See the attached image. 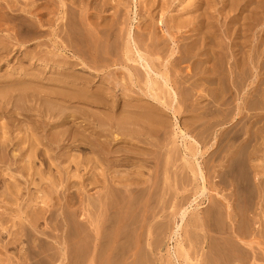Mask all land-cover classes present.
I'll return each mask as SVG.
<instances>
[{
    "label": "bare ground",
    "instance_id": "obj_1",
    "mask_svg": "<svg viewBox=\"0 0 264 264\" xmlns=\"http://www.w3.org/2000/svg\"><path fill=\"white\" fill-rule=\"evenodd\" d=\"M41 1L43 2V0H0V29H3L5 31V34H6V35L1 36V38H0V65H3V63L8 64L10 61H12V59L14 57H16V59H17L16 64L12 67V69H14L15 71L14 72L12 71L13 73L11 72L12 74H11V76H9L7 78L8 79L7 82H0V165L3 166V167L0 166V169H1V172L2 171H3V173L6 172V176L8 177V180H6L5 176H3L5 173L3 175H0V210L4 207H5V209L7 207L11 208V205L13 206L14 202H16L15 206L20 209V204L17 202H18V200L22 199V197H23V195H22L23 191L22 190H24V189H21V186L23 183L25 184V185L24 184L23 185L26 186V190L28 193V195L26 196L27 199H26V203L24 206L25 207L24 214L26 215L27 220L24 221L22 219L23 218L22 214L19 213L18 216L15 215V217H13V215H12V217L10 219H13V221L11 223L10 222L11 220L8 218L9 216L6 217L7 214L4 211V209L2 211H0V237L3 235V232L7 231V235H8V233L10 235H13L10 237H15L14 239L17 242H19V239H21L20 237L30 238L31 239V240L29 239L30 243H31V241H33V242H32V245L29 246V247H31V246L32 247L31 248L28 247V249H26L27 256L32 257L33 255H35V256H33V258L35 257L37 259L36 256H38L39 253H37L34 250V249H36V246L34 245V239L33 238H34L35 232L38 231V226H39L38 223L40 222L39 220L40 219L41 220L45 219V221H47V220L51 221L52 220V210H51L52 206H50V202L53 199V195L57 193V191H55V188L62 186L61 182L63 183L64 181H66L68 183L71 180V178L74 177V178H77V180H79V179L82 180L81 183L78 184V185H80V188L77 186L79 189H76V190L79 191L78 194L80 193V195L82 194L83 196H85V197H83L85 199V208L84 207L83 208H84V211L87 212L86 219H88V224H90V226L93 228L92 232L95 233L94 241H91L90 243H88L87 245H84V246L83 245L78 246V247H80V246L83 247L85 249V251L87 250L86 252L89 253V255H87V253L85 254V255L90 257V259H88V262H89L88 264H100L101 262H103V261H101V259H104V261H105L106 258H107V263L106 262L105 263L106 264H112L111 262H109V260L112 259V257H114V256H117V255L119 256L118 252H119L120 247H124V252L123 253L119 252L121 257L123 258L122 259L123 261L122 260H120V261H122L123 264H132L130 261H131V259H133V263H134L135 254L133 253V249H130L131 248V245H129L130 244L129 243L130 236H128V233H129V231L136 230L135 229V224H136L135 222H138V221H135V220H134L135 222L132 221L133 219H131L132 217L129 215V211L131 210L132 207L133 208L135 207V209H136V208H140V206L142 205V206H144L143 207V209H144L147 206V203L150 201L148 197L151 196L149 193L154 190L153 189L154 186H153V188L151 186L153 184H155L156 181H159L158 180L159 177L156 176V179H157L156 181L154 180L155 178H151L155 182L153 183L152 180L150 179L153 184H151V186L150 185L148 186V184L151 183L150 180H148V178L146 179V178L140 177V176L144 177L145 163H142L143 165H140V167H137L138 165L135 167V169H137L136 172H133V171H135V170H132L133 168L131 169L132 172L135 173L136 175L133 174L134 177L129 178V176H132V175H130V174L122 175V174H120V172L117 169H115L118 166V164L121 163V161L113 160L112 157L115 154L116 155L123 154V156H124L123 160L125 161V163L129 162L127 159H128L130 154H133V155L138 156V157H146L148 154L146 152H144L142 149H146L145 147L152 146V143L154 141L152 140L153 142L152 141L150 142V139L153 137L154 138L157 137L158 140L161 142L163 139V132L162 131H164L167 128V125H169L166 122L167 120H163V118L165 117L164 115H166L165 110H168V111L172 110L173 111L172 113L174 114V117L176 119L175 122L178 120L177 115L181 114V113L178 110V108H175V107L172 108V105H173V103H179L178 102L179 97H178L177 91H175L173 89V87L170 86L171 85L170 82H177V83L178 82H190L191 77H190V79L188 78V76L185 77V75H184L185 73L183 75H181L180 73H182L181 72L182 69L178 68V66L181 64V62L184 59L185 60L187 59V61H188L189 57H193L192 54H194L195 52H197V53H195V55L198 56L199 53L204 54L205 50L209 49V47L211 49V46H209V44L211 45V43H207V41H208V39H209V41L212 40V39L210 40L209 37L215 36V31H213L212 29L216 28L215 24H214L215 23L214 22L215 15L213 16L211 13H212V11H216L214 9V7L216 6V4H218V2L216 3L217 0H190V1H188L189 3H187V5L183 7V5L185 4L184 2H186V1L185 0L184 1L183 0L178 1L179 2L178 5L182 6L183 7L182 10L185 12V13H183V15L184 14L187 15V14H191V13H193V14H191L192 19H190V20H187V19L186 20H180L178 18L172 19L173 25L170 26L172 24L171 23L169 25L170 27L167 28V34L169 35V37L172 38V43L176 44L177 41L182 40V39L178 40V38L176 39V37H175L176 33L173 31L175 30L176 32L178 31V33H179L180 29H182V28L184 29L186 27L192 28L190 30V33H193V37L194 36H196V37L201 36V37H200V39L199 38L197 40L194 39V40L190 41V43H186V45L182 46L183 48H179L176 45V48L178 47L179 50L183 49L182 50L183 53L181 51H178V53L176 54L174 47H170V46L167 47V45H168L167 39L163 38L164 36H162V35H160L161 37L158 36V33L155 32L156 30L158 31V29L157 28L155 29V23H154L155 14H154V12H156V10H157L156 14L161 16L159 22L162 23L163 17L165 16L166 12H171L173 10H175L177 12L180 11V8H178L179 9L178 10L177 7H175L177 10L174 8L172 9L174 2H177V1H175V0H141V5L139 4V6L142 9V12H141L142 14H141V17L139 20L138 27L136 26V28H139L142 31V33L135 31V30H137L136 28L134 31L139 33V34L135 33L134 31H132V27L130 26L131 28H129L127 31H125V29L121 28L120 31L122 34H121V36H119L120 33H118V28L115 25V30H117V33H116V31H114V32L116 34H118L117 36H119L120 39L122 40V46H121L122 48L120 46H118L120 48L119 50L121 52H119V53L115 52V53H117V55L120 54V56H121V58L119 57L120 59H117L115 57V54H113L109 50L110 47H112V48L114 47V46L109 45L110 42H112L110 40L109 32L111 31L112 24H117L118 23L117 21H119L123 18L117 20L116 22H113L114 19L117 17V14L119 13L117 7L115 6L116 7L115 10H117V11L112 10L114 12L112 16L115 18H113V19H112V17L111 18H105V19H109V20H107V21L104 20V14L106 13L107 8L110 6L112 9L115 8L114 5H112L110 3L111 0H52L51 1L52 4H50V5H52V11H51L52 13H50V8H49L50 5H48L49 1L47 3H42ZM120 1L124 2V0H120ZM125 1H127V0H125ZM243 1L244 0H225V1L223 0L222 1L223 10H226L228 8L229 10L227 9V11H230V12H234V10L242 12V9L238 6ZM45 2H46V0H45ZM250 2H252L253 5H255V7L249 12L250 16L248 15L249 17L247 16L248 18H245L242 16V13H243L242 12L241 14H238L240 19H237V17H236L237 15H236L235 17L231 18V20H232L231 23L233 25H235V24H237V21H241V22H242V20L247 21L246 25H248L249 27H246V31H247V32L245 31L246 34L248 32H250L247 30V28H249L250 30L252 28H254V30H255V28H257L259 26L262 27L261 31L264 32V11H263L264 9H262L264 7L261 5L263 3H261L262 1L260 2L259 0H257L255 3H253V0H247V4L249 3V5H250ZM121 4H122V2H121ZM116 5H120V4H116ZM126 5L128 6V4H126ZM127 6H125V7L127 8ZM261 6H262V8H261ZM139 10H138V12H139ZM210 10H211V12H210ZM248 11H246V12L248 13ZM216 12H218V14H220V16L223 17L224 20L227 21L228 18H227V16H225L226 13L224 14L222 9H221V11L217 10ZM194 13L195 14L198 13V14L195 15ZM49 14H51V15H49ZM230 14L231 13H229V15ZM45 15H48V16L53 15V16L57 17L56 20H54L52 22L53 27H52V30L49 32V35L51 34L52 35V36L50 35L51 37H55V38H59V39L61 38V40H63V41H59V40L55 41V43L53 45L54 51H52V56H51L52 58L47 56L48 54H50L48 52V54L46 53L47 54L46 57H44V59H42L45 54L42 52L43 49L38 50V47L40 48L43 43L41 44V46L38 43L37 44L31 43L28 46H26V45L29 42L36 41L37 38H40L42 36H46L47 30H43V28H45L46 25L50 24V21H44L45 19H43V18L45 17ZM180 15H182V14H179V16ZM120 16L122 17V14ZM108 17H110V16H108ZM20 19H22V21H24V22H22V21L20 22ZM46 19H48V18H46ZM52 20H53V18H52ZM58 20L60 21L59 23L57 22ZM103 20L106 21L105 23H107V22L109 23V21L112 20V24H109V25L107 24L108 26H105L106 29H104L103 27H104L105 23L103 22ZM125 20H126V18H125ZM102 22H103V25H102ZM125 22L126 21H124L123 24H125ZM121 23L122 22H120V24ZM167 23H166V25H168ZM240 23H238V24H240ZM228 24H229V22H228ZM233 25H232V28H233ZM240 26L245 27V24L244 23L242 25L240 24ZM251 26H252V28H251ZM124 27H125V25H124ZM221 27H222V25H221ZM100 28H103V29H101L102 31L99 30ZM226 29H227V32L229 35V33H230L229 28L226 27ZM95 30L97 31V33L94 32ZM232 31L234 32V30H232ZM240 31L241 30H239V29L235 30V32L233 34L235 36L234 38H238V35L240 36V38H244V37H242L243 35L241 34V32L242 31L244 32V30L242 29V31L241 32ZM223 33H225V32H223ZM189 35L187 36V37H189L188 39H190V36H191V35L190 36ZM217 35L213 38V40H215V38L218 39ZM231 35H232V33H231ZM230 37H233V36H230ZM247 37L252 38L251 35H249V36L247 35ZM247 37H245L246 40H248ZM117 38L114 37V39H117ZM163 39H165L166 42ZM256 39H257V37H256ZM117 40H119V39H117ZM240 40H242V39H240ZM238 41H239V39H238ZM199 42H200V44H198ZM117 43L120 44L119 41L116 42V44ZM116 44L113 43V45H116ZM207 44L209 47H207ZM212 44H214V43H212ZM239 44H240V42H239ZM239 44H238V46H239ZM243 45H245L244 42H242L240 44V47L242 48ZM238 46H237V48H238ZM23 47H25V48L23 50H20ZM224 47H225V45H224ZM246 47H248V46H246ZM254 47H255L254 50L253 51L251 50V51H252V53L255 54V56H252V54H251V56H249L248 61L244 60L242 56H241V59H239L240 57L237 56L239 58H237V60H235V67L239 71L237 73V71L234 70L236 72L234 74L235 75L237 74L236 76H234V74H230V72H229L231 77L233 75V77H232L233 79L232 80L230 79L231 81H228V82H241L240 84L242 85V82H244L243 78H245L244 77V75H245L244 66L246 67V63L249 65V68L251 67L252 73H250V72L249 73L254 77L253 82L254 83L259 82V84H260V82H263L262 80H264V79H262V76L264 73H260V72H261V69L264 67V60H262V59H264V38L260 37L259 40L256 42ZM262 47H263V49H262ZM113 49L115 50V48H113ZM224 49L225 48L222 49V42L218 41L217 43H215V46L211 49V51L209 50L210 53L213 51V54L209 53L210 55H206L207 57L205 56V54L204 55L202 54L203 56H205V59L207 58V61L212 60L211 57H213V56H214V59L217 58L215 61H216V63H218L217 65L219 67L217 68L216 65L212 66V68H215L214 69L215 71L209 68L210 72H211V70L213 72L212 74L207 75V77H206V79L209 82H216L217 80H218V82H225V80L227 78V77H223V75H225V74H221L222 72H225L227 70V69L223 70V68L226 66L225 65L226 63H224L225 61L223 62V59L225 56L223 54L224 52L222 53L221 51H223ZM216 50H219V51H216ZM235 50H232V52L233 51L235 52ZM117 51H118V49H117ZM164 53H166V55L168 56V58H170V60H172V59L173 60L172 61L168 60V62L165 61L162 58L163 57L162 54H164ZM179 54H180V56L177 58L174 56V55H179ZM239 54H241V53L239 52ZM11 55H13V56H11ZM245 55H248V54H245ZM217 56H219V57H217ZM228 56H227V58H228ZM190 59L193 60V58H190ZM25 60H27L28 62L30 61L33 64H31L29 62L30 71L24 68V73H21V71H17V70H19V68L20 69L22 68L23 64L25 63ZM13 62H15V61H13ZM28 62H26L25 64H27ZM51 62H52V68L57 70L58 72L61 70H62L61 72H65V71H63V70H65V67H62V66H66L67 67L66 71H68V70L73 69L74 66H77L79 64L82 65L83 67H91V68H95L97 70L107 69L110 66H112V65L115 66L117 64H121L126 68L131 67L130 69H133L135 71V72H133L135 74V76H140V78L143 77L142 79H139V81L144 80V85L150 93V95H149V93L147 94V96H149L148 99H151L153 102H150L147 100H142V99H139V100L138 99L137 100L131 99V100H127V101L124 99L125 101L122 100L123 102H120V103H124L123 106L121 105L122 111H121V113L116 115L117 114L116 111L118 110V106L120 108V104H119V101L114 99V95L112 94V90H111L112 87L110 88L108 85L106 87L104 84L99 85V86H93V85H90L89 83L86 84L85 82H89L88 80H86L87 77L85 79L82 77L83 79H81V77H79V78L76 77V74H75V77H73V75H74L73 73L75 71L74 72L71 71L73 74L72 76H70V74H69L70 71L67 73L65 72L67 75H63L64 81L63 80L59 81V82H63L64 85L62 87L65 88L66 91L67 90L71 91L70 94H68V92H67V94L63 93V96H62V93H60L59 95L61 96V98H59L57 100L56 99L57 97L56 98L51 97L52 102H50L49 101L50 98L45 99L46 97L39 96L40 89L38 90V88L36 89L35 87H33V86L39 87V85H40V84L33 85L36 82L35 80L37 79V78L34 79V77H36V76L33 73L35 70L40 72V70H41L40 68L42 66L40 68H38L40 70L35 69V67L37 68L38 65L41 64V65L48 66V65H50L49 63H51ZM183 62H185V61H183ZM203 62L205 63L206 61L203 60ZM222 62L224 63V65ZM129 63L132 65H135V66H131ZM201 63H202V61H201ZM216 63H214V64H216ZM206 64H204V65H206ZM232 64H233V62H232ZM232 64L229 66L231 67ZM16 65H18V66L15 67ZM168 65L173 70L175 68L176 69L178 68L179 71L178 72L175 70L172 71L170 69L169 72L173 76L171 74H170L171 76H169V74L166 70L168 68ZM204 65L201 64V66H204ZM222 66H224V67H222ZM254 66H257V67H254ZM235 67H233V68L236 69ZM191 68H190V70L188 69L190 72H191ZM233 68L231 67L230 69H233ZM254 68H255V72H253ZM97 70L95 72H97ZM209 70L206 72L209 73ZM228 70H229V68H228ZM8 71H6V72H8ZM171 71L177 72V73L173 74ZM39 72H38V74H40L42 71L40 73ZM78 72H76V73H78ZM203 72H205V71L203 70ZM87 73L90 74L89 72H87ZM250 74H249V76H250ZM90 75H92V72ZM218 75H220L221 77H218ZM246 76L249 79L248 75H246ZM39 78H40V76H39ZM247 78H245V79L247 80ZM42 79H43V77H42ZM129 79H131V78H129ZM133 79H135V78H133ZM223 79H225V80H223ZM3 80H4V78H3ZM9 80H11V81H9ZM89 80H90V82H93V81H91V79H89ZM37 81H38V79H37ZM26 82H28L27 85H23V84H26ZM32 82H34V83H32ZM59 82H58V84H59ZM77 82H84V83H77ZM191 82H192V80H191ZM30 83H32L33 86H30ZM259 84L255 85V86L253 85L254 87L251 89V94L249 93L253 97L252 99H250L249 96H247V98L245 97L246 100L242 98L243 100H245V102L242 103L243 102L242 101L241 104L237 105L238 108L236 110L237 112L235 111L236 113L234 114V118L245 115L246 114L245 112L247 110L250 111V109H252V110H255V109L264 110V89L263 88L260 89L261 87ZM55 85H57V84L55 83ZM40 87H41V85H40ZM42 88H41V91H42ZM44 88H45V86H44ZM54 88H55V86H54ZM65 89L62 92H66ZM47 90H48V92H50L48 88H47ZM44 92L46 94V90ZM52 93L54 94V96H57V94H58V93H54V92H52ZM46 96H49V95H46ZM168 97L171 99V102H172V103H170V101H169L170 105L169 104L167 105V103L165 101ZM75 102L78 104H83L85 106H89V107L98 108V109L103 110V113H101L100 115H98L94 112H92V113L86 112L85 114H83L84 115V122H86V124H88V127L90 125L91 126L93 125L96 127V129L88 131L91 127H89V129L85 128V127H87L86 125H84L85 127H82L81 125L84 122L81 125H77V126L75 125L76 120L74 122V121H72L73 120L72 118L76 119L78 117L76 115H71V114L66 113L67 109L72 108L73 104ZM46 105H48L49 108L48 107L46 108ZM50 106H52V109L50 108ZM51 110H52V114H50ZM259 112L260 111H258V114L252 116L254 118V120H253V122H251V125H256V124L260 123V119H261V117L264 116V113L261 114L262 111L260 113ZM35 116L38 119H34ZM167 119L169 121V117ZM23 123H26V124L22 125ZM39 123H40V125H39ZM41 124L44 125L45 128H49V129L52 128V130H54V128H61V130L56 131L55 133H52V138H49L46 142H44V140H42L39 136V134L44 130L43 129L41 131V129H42V128L40 129ZM67 124H72V125L69 128H66ZM77 124H80V122H78ZM168 128H170V125L168 126ZM263 129H264V127L262 128V130L259 129L257 131L258 132H261V131L264 132ZM170 130L171 129H169V131ZM44 132H46V130H44ZM254 133H257V132H254ZM152 134L154 135L153 137H152ZM155 135H156V137H155ZM257 136L258 135L254 136V138L256 139ZM101 137L102 138L104 137L103 141L101 140ZM158 140H157V142H159ZM118 141L119 142L121 141L120 142L121 146L116 144V143H118ZM174 143H173V146H175ZM73 144L77 145V146H75L76 150H78V149L79 150H88L90 152V155H88L89 154L88 152L86 155H83V156L82 155H73L72 152L70 151ZM141 144L144 145L145 147L140 146ZM50 145H52L53 148L58 149L57 151H59V154H58V152L56 154V153H53V151H52V153L50 151H46V149ZM116 145L119 147H116ZM246 146L248 148V145H246ZM246 146H245V148H246ZM40 147H42V148H40ZM176 147H178V146H176ZM56 149H53V150H56ZM247 150L249 151V149H247ZM168 152L170 154H171V152L173 153L172 149H170V151H168ZM256 152H257V150L254 147L253 150L250 152V154L254 155V153H256ZM230 155H232V157L229 156V159H231L230 162L231 161H234V162L238 161V159H236L237 156L234 153H232ZM170 157H172V156H170ZM37 160L44 162L45 167H47L49 169V170L47 169L46 171H49V173L48 172L47 173L50 175H46L45 174L46 171L44 173V170H42V169H37V167H36V163H37L36 161ZM168 161H169V163L171 162L169 160V158H166V163H168ZM72 165H74L76 167L75 169H77V170H75V171L77 172L78 175H81V173L79 174L80 171L78 172V170L82 166H85L87 175H89V174H91V175L88 176V178L86 180L84 179L85 174H83L82 176H78L75 172L74 175H72L73 173L70 172V168ZM187 165H188V163H187ZM51 166L56 167V169H57L56 174L61 176L60 179L59 178L57 179V177H55L56 175L54 173L51 174V172H50V171H52ZM100 166H101V169H100ZM102 166H104V167L102 168ZM2 168H4V169H2ZM184 168L185 169H183V167H182L181 169L187 170L186 167H184ZM98 169H100L101 172L100 173L98 172L99 174L96 173V175H94L95 170L98 171ZM189 169H191V172L193 174V178H192L193 180L201 181L203 183L205 182L204 173L201 169V166L197 162H196V165L191 164ZM11 172H14V173H11ZM158 173H159V169L157 167L156 173H154L153 175H155V174L158 175ZM177 173L175 172V174H177ZM69 174L71 176H69ZM259 174H257V175H259ZM244 175H246V173H244ZM257 175H255V176H257ZM135 176H136V178H135ZM100 177L102 180L100 179ZM180 177H181V175H180ZM22 178L24 179L23 181L21 180ZM62 178H64V180ZM177 178H179V176H177ZM9 179L12 180L13 182L10 183ZM38 180H39V182H37ZM186 180L188 182V179H186ZM8 181H9V183H7ZM181 181L178 180V182L177 181L176 182L180 183ZM189 181H190V179H189ZM42 182H45V183H42ZM99 183L105 187L106 192L103 194V196L94 200L92 198V195L89 194L91 192V191H89L91 189L89 187H92L94 185H100ZM165 183H166V181H165ZM189 183H191V182H189ZM156 185H157V182H156L155 186ZM31 186L38 188L35 190H39V193L42 196L40 197V195H36L35 191L31 192V188H30ZM64 186H66V185H64ZM66 187L68 188V187H70V185H67ZM67 188H66V192L67 191L70 192L71 187L68 189ZM254 188L255 187H253V189ZM32 189L34 190V188H32ZM151 189H153V190L151 191ZM158 189H160V188H158ZM240 189H242V186H240ZM253 189H252V191H253ZM205 190H206V188H205V186H203L201 189L202 194L205 193ZM120 191H122L123 194H120ZM156 191H154V193ZM21 192H22V194H21ZM39 193H37V194H39ZM118 193L120 195H122L121 196L122 198L118 195ZM133 196H135V197H133ZM153 197H155V196H153ZM135 198H136V200H135ZM258 198H259V196H258ZM24 199H25V197H24ZM157 199H158V197H157ZM238 199H240V200H238ZM238 199H237L238 200L237 202L239 204L237 203V205H238L239 211L237 213L233 214V212H231L232 214L228 213V216H226L223 212L222 205H219L218 202H216L217 204H215V206H213V207L210 206V208L207 209L206 212H204L203 217H202V214L200 216V213L195 215V220L193 222V224H195L197 226L198 225L204 226L205 229L207 227L211 228V230L213 229V231L220 233V235H222V236H224L225 233L227 234L228 237L227 238L222 237V240H221L222 242L224 240H226L223 242V245H222V248H224L222 250L224 252V254H223V252H221L225 256L224 258L226 260L225 262H227L226 264H233L235 262H239L240 264H242V263L247 264V262H249L251 259L254 262L256 259L259 258V255H258L259 252H256V251H258V249L255 251L254 244L257 242L256 224L261 220V216H263V218H264L263 212L258 207V202L256 203V207H254L253 210H249V209H247V206L244 205V201H247V199L245 200L243 197L242 198L240 197ZM252 199H254V196ZM158 200H162V198H159ZM135 202H138V203H135ZM158 202H160V201H158ZM161 202L163 203V201H161ZM58 203H59V201H58ZM82 203H84V201ZM135 204H136V206H135ZM38 205H41V206L39 207ZM43 205H45L46 207L41 208ZM69 205L71 207L72 203H69ZM37 207H39V208H37ZM70 207H68V208L70 209ZM81 207H82V205H81ZM228 208H230V207H228ZM71 209H72V207H71ZM76 209H78V208H76ZM66 210H68V209L66 208ZM94 210L101 212V214H100L101 216L99 217V218H101L100 220L94 219L95 217L92 216L93 212H95ZM121 210H123V212L128 213L127 215L129 216V217L125 216L124 221L121 222L122 228L125 229L124 233H122V231L118 232L116 229L117 227H119L117 224L118 221H121V220H118L119 218H117V216L115 217L117 219H114V220H116L117 223H115V221L111 219V218H113L112 215L114 213L116 215ZM19 211H22V210H19ZM132 211H133L132 213L134 214L135 211L134 210H132ZM143 212H141V213H143ZM141 213L139 215H141ZM251 213H253V216H251ZM62 214H63V212H62ZM75 214H77L76 211H75ZM81 214H83V213H80V215ZM135 214H137V212ZM155 214H154V216H155ZM71 215H73V214H71ZM120 215H121V212H120ZM122 215H123V213H122ZM122 215H121V217H122ZM186 215H187V211L182 213V216H181L182 221L181 222H183L185 220ZM219 216L221 218V221L219 220ZM141 217L142 216H140V218ZM68 218H70V216ZM79 218H80V216H79ZM109 218H110V223H109ZM143 218H144V216L141 219H143ZM16 219L17 220L19 219L20 221L16 222L15 221ZM227 219L229 221H231V223H232L231 229L234 228V231H232V232L229 228V233H228V225H226V222H228ZM143 220L145 221V223H147L145 219H143ZM9 222L11 223V226L8 225ZM25 222H27V224ZM107 223H109V225H108L109 230L111 231V234H113V237L111 239H109L110 241L108 243H105V242H103V230L106 228ZM139 223H140V221H139ZM142 223H143V221H142ZM215 223L218 224L219 226L216 225ZM51 224H52V222L50 223V225ZM50 225H48V226H50ZM6 226H9V227H6ZM12 227L16 228L18 231L16 230V232L12 233V231H10ZM140 227H141V225L139 227L136 226V228H138V229ZM179 227L180 226H178L177 228H179ZM141 228H143V227H141ZM51 229H52V227H51ZM126 229L129 231H126ZM156 229H158V228H156ZM159 229L161 230V228H159ZM201 230H202V228H201ZM207 232H206V234H207ZM44 233L45 232H42V235H44ZM131 233H133V232H131ZM47 237H48V234H47ZM209 237H212V236H209ZM248 238H250V240H248ZM14 239L12 238V240H14ZM17 242H15V243H17ZM137 242L141 243L140 240ZM134 243H135V241H134ZM227 243H229V244H227ZM9 244L4 245L3 246L4 249H8L7 246ZM66 244H69V243H66ZM137 246H138V244H137ZM67 247H68V245H67ZM228 247L230 248V250L228 249ZM232 248H234V249H232ZM74 249H76V248H74ZM66 250L67 249H65V252L63 250L62 252L58 253V257H59L58 259H62V260L64 259V261L70 259L69 252H67ZM78 250L81 251V249H78ZM51 251H52V249H51ZM51 251H49V252H51ZM212 251H214V250H212ZM46 253H48V252H46ZM46 253H45V255L43 254V258L44 259L48 258L49 260L42 259L41 261L43 264H51L52 261H55V255H57V254L51 253L52 256H50V253L49 254H46ZM260 255H261V253H260ZM82 256H81V259H82ZM87 256H86V258H87ZM262 256H264V255H262ZM83 257H85V256H83ZM184 258H185V256H184ZM73 259H75V258H73ZM78 259H76V260L78 261ZM208 259H209V257H208ZM213 259L216 260L217 258H213ZM99 260L101 262H99ZM221 260H222V258H221ZM221 260H220V262H221ZM115 261H117V260H115ZM223 261H224V259H223ZM83 263L85 264V261ZM118 263H120V262H117L116 264H118ZM217 263H215V264H217Z\"/></svg>",
    "mask_w": 264,
    "mask_h": 264
},
{
    "label": "rangeland",
    "instance_id": "obj_2",
    "mask_svg": "<svg viewBox=\"0 0 264 264\" xmlns=\"http://www.w3.org/2000/svg\"><path fill=\"white\" fill-rule=\"evenodd\" d=\"M51 1L52 0H46V2H45V0H43V2L42 1L41 2L42 3L48 2V5H50V4H52ZM175 1H177V2H174L172 9L173 8L176 9L175 7H177V9L180 8V11L179 12H177L175 10L171 11L172 10L171 9L170 10L171 12H166L165 16L163 17V22L161 23V22H159L161 16L156 14L157 13V10H156V12H154V14H155L154 23H155V29L156 28L158 29V31L156 30L155 32L158 33V36H160V35L164 36L163 38H166L167 42H168L167 47H169V46L174 47L176 54H177L178 51H181L183 53V51H182L183 49L179 50L178 47L183 48L182 46L186 45V43H190V41H192L194 39H196V40L198 38L200 39L201 36L200 37L199 36L193 37V33H190V30L192 28L186 27L184 29L182 28L183 30L180 29L179 33H178V31L177 32L175 30L173 31L176 33V35H175L176 39L178 38V40H180V39H182V40L177 41L176 44L172 43V38L169 37V35L167 34V28L173 25L172 19L178 18L180 20H186V19L190 20V19H192L191 14H193V13H191V14H187V15L184 14L183 15V13H185V12L182 9L184 6L187 5V3H189L188 1H190V0H185L186 2H184L185 4L183 5V7L178 5L179 4L178 1H182V0H175ZM222 1L223 0H217L216 3L218 2V4H216L214 9L216 11L217 10L221 11V9H222L223 13L224 14L226 13L225 16H227L228 19L226 21V20H224L223 17L220 16V14H218V12L212 11L211 14L213 16L215 15V17H214L215 23L214 24L216 27L212 30L215 31V36L218 34L217 35L218 39L215 38V40L216 39L217 40L216 41L213 40V38L215 37L214 36V37H209L210 40L212 39L213 41L212 40L209 41V39H208V41L207 40L206 41H207V43H211V45L209 44V46H211V49L215 46V43H217L218 41H221L222 42V49L225 48L227 50L226 51L224 49L223 51H221L222 53L224 52L223 54L225 57L223 59V62L225 61L224 63H226L225 65L227 66V67L222 66V67H224L223 70H226V69L227 70L225 72L221 73V74H225V75H223V77H227L226 80L223 79V80H225V82H218V80L216 82H209L206 79L207 75L212 74L213 73L212 70L215 69V68H212V66L216 65L217 68L219 67L217 65L218 63H216V61H215L217 58L214 59V56L211 57L212 60L207 61V58L205 59L206 55L213 54V51L211 53L209 52V50L211 51V49L208 46V44H207V47H209V49L205 50V53H204L205 56H203L204 55L203 53H199V55L196 56L195 53H197V52L194 51L195 53L192 54L193 57H189L188 61H187V59L186 60L184 59L183 61H185V62L182 61L181 64L178 66V68L182 69L181 70L182 73H180L181 75H183L185 73L184 74L185 77L188 76L189 79L191 77L190 82H178V83L177 82H170V84H171L170 86L173 87V89L175 91H177V94L179 97V99H178L179 103H173L174 106L172 105V108L173 107L178 108V110L180 111L181 114L177 115L178 120L175 122L176 119L174 117V114L172 113L173 111L172 110H169V111L165 110L166 115H164L165 117L163 118V120H167L166 122H167V124L170 125V128H168L169 125H167V128L164 131H162L163 132L162 141L160 142L158 140V138L156 137V135H155L156 138H154L153 137L154 135L152 134L153 138L150 139V142L152 140L154 141V142L152 141L153 142L152 146L145 147L142 144L140 145V146H143L146 148V149H142V150L144 152H146L148 155L146 157H138V156H135L133 154H130L128 159H127L129 161L128 163H125V161L123 160V158H124L123 154H119V155L115 154L112 157L113 160L121 161V163L118 164V166L115 169H117L120 172V174H122V175H125V174L132 175V176H129V178L134 177V175H136L135 173H133V172H136V170H137V169H135V167L137 165H138L137 167H140V165H143L142 163H145V168H144V177L140 176L141 178H146V179L148 178V180H150L151 178H155L154 180L156 181L157 180L156 176L159 177V179H158L159 181H156L157 187L155 186L156 182L153 181V179H151V180L153 183L155 182V184H153L151 182V180H150L151 183L148 184V186L149 185L151 186V184H153L151 186L152 188L154 186V188H153L154 190L151 189V191L152 190L153 191L149 193L151 196H149L147 194L149 196L148 198L150 200L147 203L148 207L146 206L145 207L146 209L144 208L145 209L144 210L143 209L144 206L141 205L140 208L135 209V207L134 208L132 207L133 209L131 208V210L129 211V215L132 217V218L131 217L130 218L133 219L132 221H134V220L138 221V222L134 221L136 223L135 229L137 231L136 230L129 231L126 229V231H129V233H130V234L128 233V236H130V238H129L130 239L129 245H131L130 249H133V253L135 254L134 263H133V259H131V261H130L132 264H215L217 262H218L217 264H226L227 262H225L226 261L224 258L225 256L223 255L224 252L222 251L224 249V248H222L223 242L226 240H224L223 242L221 240H222V237L227 238L228 237L227 234L225 233L226 235L224 234V236H222V235H220V233L213 231V229L211 230V228L207 227L205 229L204 226H199V225L197 226V225L193 224V222L195 220V215L200 213V216L202 214V217H203L204 212H206V210L209 209L210 206L211 207L215 206V204H217L216 202H218L219 205H222L223 212L226 216H228V213H231V212H233V214H235L239 211L237 201L240 200V199H238L240 197L241 198L243 197L245 200L247 199V201H244V205L247 206V209H249V210H253L254 207H256V203L258 202V207L261 209V211L263 212V215H264V132H262V131L258 132L257 131L259 129L262 130V128L264 127V116L261 117L259 124L251 125V122H253V120H254V118L252 116L258 114V111H260V112L262 111L261 112V114H262V113H264V110H258V109L252 110V109H250V111L247 110L245 112L246 113L245 115L234 118V114L237 112L236 110L238 108L237 105L241 104L242 101H243L242 103H244L246 100L245 97L247 98V96H249L250 99L253 98L250 95L251 89L255 85L259 84V82H257V83L253 82L254 77L250 74V73H252L251 67L249 68V65L247 63H246L247 68L244 66V69H245L244 70L245 71L244 77L247 78L246 75H248L249 79L247 78V80H246L245 78H243L244 82H242V85L240 84L241 82H228V81H231L233 79L232 78L233 75L231 77L230 74L236 73L234 70H236L237 73L239 71L235 67V60H237V58H239V57H240L239 59H241V56H242L244 60L248 61L249 56H251V54H252V56H255V54L252 53V51L254 50V48H255L254 46H255L256 42L259 40V38L260 37L264 38V32L261 31V29H262L261 26L255 28V30L251 26V28L253 30L252 29L250 30L249 28H247V30L250 32H248L246 34V32H247L246 27H249L248 25H246L247 21H243V20H242V22L237 21V24H235V25H233L231 23V21H232L231 18H233L237 15L236 16L237 19H240L238 14H241L242 12H243L242 16L245 18H248L250 16L249 12L255 7V5L252 4V2H250V5H249V3L247 4V0H244L238 6L242 9V12L237 11V10H234V12H230V11H227L228 8L226 10H223ZM256 1L257 0H253V3H255ZM259 1L260 2L262 1L261 3L264 4V2H263L264 0H259ZM121 2H122V4H121ZM110 3L112 5H114V7L115 6L117 7L119 13L117 14L116 18L113 17L112 16L114 13L113 11H117V10H115L116 7L114 9H112L110 6L107 8V11H106L107 14L106 13L104 14V20L107 21L109 19H105V18H111V17H112V19L113 18L116 19V20L114 19L113 22H116L117 20H119L121 18H123V19L117 21L119 24L118 23L112 24V20H110L109 23L108 22L105 23L106 21L103 20V22L105 23L103 28L106 29L105 26L112 24L111 31L109 32L110 40L112 42H110L109 45L114 46L113 48H115V50L112 47H110L109 50L113 54H115V57L117 59H120L121 58L120 54L117 55V53H115V52H118V53L121 52L119 50L120 48L118 47V46H120V47L122 46V40L119 37L122 34L120 29L123 28V29H125V31H127L129 28L132 27V31H134L136 26L138 27L139 20H140L141 14H142L141 13L142 9L139 6V4L141 5V0L140 1L139 0L138 1L137 0H129V1L124 0V2L120 1V0H111ZM125 3L128 4V6ZM116 4H120V5H116ZM263 4H261V5L264 7ZM125 6H127V8ZM262 6H261V8H262ZM49 8H50V13H52L51 12L52 11V5H50ZM262 9H264V8H262ZM138 10H139V12H138ZM246 11H248V13ZM210 12H211V10H210ZM228 12L231 14L229 15ZM121 14H122V17L120 16ZM179 14H182V15H180L181 17L179 16ZM196 14H198V13H196ZM49 15H51V14H49ZM108 16H110V17H108ZM46 18H48V19H46ZM52 18H53V20H52ZM56 18L57 17H55L53 15L52 16L45 15V17L43 18V19H45L44 21H50V24L46 25L45 28H43V30H47L46 36H42L40 38H37L36 41L29 42L26 45V46H28L31 43H36V44L38 43L41 46V44L43 43L40 48L38 47V50L43 49L42 52L45 54L42 59H44V57H46L48 52L50 54H48L47 56L52 58L51 56H52V51H54L53 45H54L55 41H58V40L63 41V40H61V38L59 39V38L51 37L52 36L51 34H50L51 36L49 35V32L52 30V27H53L52 22L54 20H56ZM125 18H126V20H125ZM123 20L126 21L125 24H123L124 23ZM21 21H22V19H20V22ZM22 22H24V21H22ZM57 22L59 23L60 21L58 20ZM103 22H102V25H103ZM120 22H122V23L120 24ZM165 22L166 23L168 22L167 23L168 25H166ZM228 22H229V24H228ZM238 23H240L241 25L244 23L245 27L244 26L241 27L240 24H238ZM115 25L118 28V33H120L119 36H117L118 34H116L117 30H115ZM124 25H125V27H124ZM221 25H222V27H221ZM232 25H233V28H232ZM226 27L229 28V31H230L229 35H228ZM103 28H100L99 30H101ZM241 28L244 30V32L242 31ZM136 29L137 30H135V31L142 33V31L139 28H136ZM236 29H239L242 31V32L241 31L240 32L243 35L242 37H244V38H240L239 35H238V38H234L235 36L233 34H234ZM0 30H1L0 31V38H1V36L6 35V34H5V31L3 29H0ZM232 30H234V32ZM114 31H116V33ZM94 32L97 33L96 30ZM137 32H135V33H137ZM223 32H225V33H223ZM139 33H137V34H139ZM231 33H232V35H231ZM188 35L190 36V39H188L189 38V37H187ZM247 35L248 36L251 35L252 38H250V37L248 38ZM113 36L115 38L118 37L117 39H119V40L114 39ZM230 36H233V37H230ZM245 37H247L248 40H246ZM256 37H257V39H256ZM238 39H239V41H238ZM240 39H242V40H240ZM163 40L166 42L165 39H163ZM118 41L120 42V44L119 43L116 44V42H118ZM239 42H240V44L242 42H244L245 45H243L241 48ZM113 43H115L117 46L113 45ZM212 43H214V44H212ZM198 44H200V42ZM238 44H239V46H238ZM176 45L178 46L177 48H176ZM224 45H225V47H224ZM237 46H238V48H237ZM246 46H248V47H246ZM25 47H23L20 50H23ZM233 47L234 48L236 47L235 48L236 50ZM117 49H118V51H117ZM262 49H263V47H262ZM232 50H235V52L234 51L232 52ZM216 51H219V50H216ZM239 52L242 55L239 54ZM245 54H248V55H245ZM11 56H13V55H11ZM162 56L161 57L167 62H168V60L169 61L173 60V59L170 60V58H168L166 53L162 54ZM174 56L177 58L180 56V54L174 55ZM227 56H228V58H227ZM237 56H239V57H237ZM217 57H219V56H217ZM190 58H193V60H191ZM16 60H17L16 57H14L12 59V61H10L11 63L10 62L8 64L3 63V65H0V82H7V80H8L7 78L9 76H11V74L15 71L14 69H12V67L16 64V62H17ZM203 60H205L206 62L204 63ZM262 60H264V59H262ZM13 61H15V62H13ZM201 61H202V63H201ZM26 62H28V61L25 60V63ZM29 62L27 64L24 63L22 68L21 69L19 68V70H17V71H21V73H24V68L30 71ZM232 62L234 65L232 64ZM214 63H216V64H214ZM224 63H223V65H224ZM230 63L232 64L231 67L232 68L235 67L236 69H234V68L230 69L231 68L229 66V65H231ZM31 64H33V63H31ZM49 64L50 65H48V66L40 64L37 66V68L35 67V69H38L42 66L40 68L41 70L38 69V70H40V72L41 71L42 72L40 73L37 70L34 71L33 74L36 76V77H34V79L37 78L38 81L36 79L35 81L37 83L36 82L35 83L32 82V83H34L33 85L40 84L41 87H40V85H39L40 88L33 86L32 83H30V86H33L36 89L38 88V90L40 89L39 96H44V97H46L45 99L50 98V100L48 99L50 102H52L51 97H55V98L57 97L56 98L57 100L59 98H61V96L59 95L60 93H62V96H63V93L67 94V92H68V94H70L71 91H69V90L66 91V89L62 87L64 85L63 82H59L60 80L64 81L63 75H67L66 73L69 71H70L69 72L70 76H72L74 74L73 77H75V74H76V77H78V78L81 77V79H83V78L85 79L87 77L86 80H88L89 82H85L86 84L89 83L90 85H93V86H99V85L104 84L106 87H107V85L110 88L112 87L111 90H112V94L114 95V99L119 101V104H120V108L118 106V110L116 111V113H117L116 115L121 113V111H122L121 107L123 106L124 103H120V102H123L122 100H124V99L126 101L131 100V99H134V100L142 99V100H147V101L153 102L151 99H148L149 96H147V94L149 93V91L146 89V87L144 85V80L143 81L141 80L142 82L139 81V79H142L143 77L140 78V76H135V74L133 73L135 71L133 69H130L131 67L126 68L121 64H117L115 66L112 65L107 69L97 70V69L91 68V67H83L82 65L79 64L77 66H74L75 69L73 68L71 70L66 71L67 67L61 65L62 67H65V70H63L66 72L65 73V72H61L62 70L58 72L57 70L53 69L52 68V62ZM201 64L202 65L206 64V65L201 66ZM130 65L135 66L132 64H130ZM17 66L18 65H16L15 67H17ZM254 67H257V66H254ZM178 68L177 69L175 68L174 70L178 72L179 71ZM190 68H191V72L189 71ZM209 68L212 69L211 72H210ZM228 68H229V70H228ZM170 69L171 68L168 65V68L166 70H167L169 76L172 75L169 72ZM96 70H97V72H95ZM171 70L174 71L173 69H171ZM203 70L205 72L209 70V73L206 72L207 73L206 74L205 72H203ZM6 71H8V72H6ZM71 71H73V72L75 71V72L72 74ZM38 72L40 74H38ZM55 72L56 73L58 72L59 74L58 73L56 74ZM76 72H78V73H76ZM87 72H89L90 74L92 72L93 76L88 74ZM177 72H172V73L176 74ZM229 72H230V74H229ZM253 72H255V68L253 69ZM248 73L250 74V76ZM260 73H264V67L261 69ZM220 75H218V77L222 76V75L221 76ZM236 75L234 74V76H236ZM39 76H40V78H39ZM42 77H43V79H42ZM263 77H264V74L262 76V79H264ZM3 78H4V80H3ZM129 78H131V79H129ZM133 78H135V79H133ZM89 79H91V81H93V82H90ZM11 80H9V81H11ZM191 80H192V82H191ZM262 81L263 82H260V84H259L261 87L260 89H262V88L264 89V80H262ZM58 82H59V84H58ZM27 83L28 82H26V84H23V85H27ZM55 83L57 85H55ZM77 83H84V82H77ZM44 86H45V88H44ZM54 86H55V88H54ZM41 88H42L43 92L41 91ZM47 88L49 89L50 92H48ZM64 89L66 92H62V91H64ZM45 90H46V94L44 92ZM52 92L58 93L57 96H54V94ZM46 95H49V96H46ZM149 95H150V93H149ZM168 98L165 100L167 105L169 104V101H170V103H172L171 99L170 98L168 99ZM242 98L245 100H243ZM47 107L49 108L48 105H46V108ZM50 108L52 109V106H50ZM86 112H90V113L94 112V113L100 115L101 113H103V110L98 109V108L85 106L83 104H78L75 102L73 104V107L68 108L66 111L67 114L76 115L79 118V119L78 118H76V119L72 118L73 120L71 119L74 122L76 120V123H75L76 126L81 125L84 122V115L83 114H85ZM50 114H52V110H51ZM168 117H169V121L167 119ZM34 119H38V118L35 116ZM78 122H80V124H77ZM25 124L26 123H23L22 125H25ZM39 125H40V123H39ZM71 125L72 124H67L66 128H69ZM84 125H86L87 127H85ZM81 126L88 128V129H89V127H91L88 131L96 129V127L93 125L92 126L90 125L88 127V124H86V122H84ZM40 129H41V131L43 129L46 130V132H44V130H43L42 131L43 133L41 132L39 134L40 138L42 140H44V142H46L49 138H52V133H55L56 131L61 130V128H54V130H52V128H50V129L45 128V126L42 124H41ZM169 129H171V130L169 131ZM263 131H264V129H263ZM254 132H257V133H254ZM256 135H258V136L255 139L254 136H256ZM103 138L101 137L102 141H103ZM157 140L159 142H157ZM120 142L118 141V143H116V144L121 146ZM173 143L175 144V146H173ZM117 145H116V147H119ZM246 145H248V148ZM75 146H77V145L73 144L71 149H70V151L72 152L73 155H82L83 156V155H86L87 152L89 153L88 155H90V152L88 150H79V149L76 150ZM176 146H178V147H176ZM245 146H246V148H245ZM254 147L256 148L257 152L254 153V155H251L250 152L253 150ZM40 148H42V147H40ZM48 148L46 149V151H50L51 153L53 151V153H56V154L58 152V154H59V151H57L58 149L53 148L52 145H50ZM53 149H56V150H53ZM170 149H172V151H173V153L171 152V154L168 152V151H170ZM247 149H249V151ZM232 153H234L237 156V158H236V159H238L237 162H234V161L230 162L231 159H229V156L232 157V155H230ZM170 156H172V157H170ZM166 158H169V160L171 162L169 163V161H168V163H166ZM36 162H37L36 163L37 169H42V170H44V173H45V171L48 168L45 167L44 162H42L40 160H37ZM196 162L201 166V169L204 173V176H205V182L204 183L201 181H197V180L195 181L192 179L193 174L191 172V169H189V167L191 164L196 165ZM187 163H188V165H187ZM0 166H2V165H0ZM104 166H102V168ZM82 167L78 170V172L80 171L79 174L81 173V175L77 174V172L75 171L77 169H75L76 167L74 165L71 166L70 172L73 173L72 175H74V173L76 172V174L78 176H82L83 174H85L84 179L86 180L88 178V176H90L91 174L87 175L85 166H82ZM157 167L159 169V173H158V175L157 174L153 175L154 173H156ZM182 167H183V169H185L184 167H186L187 170L181 169ZM2 169H4V168H2ZM51 169H52V171H50L51 174L54 173L56 175L55 177H57V179L58 178L60 179L61 176L56 174V171H57L56 167L51 166ZM100 169H101V166H100ZM100 169H98V171L95 170L94 175H96V173H98V172L100 173L101 172ZM131 169L135 170V171L132 172ZM47 172L49 173V171H46L45 174L50 175ZM175 172L176 173L178 172L177 173L178 175L175 174ZM4 173H3V171L1 172V169H0V175L4 174L3 176H5V179L8 180V177L6 176V172H4ZM11 173H14V172H11ZM244 173H246V175H244ZM257 174H259V175H257ZM180 175L182 178L180 177ZM255 175H257V176H255ZM69 176H71V175L69 174ZM177 176H179V178H177ZM135 178H136V176H135ZM176 178L179 181H181V180L182 181L180 183H177L178 180ZM62 179L64 180V178H62ZM100 179H101V177H100ZM186 179H188V182ZM189 179H190V181H189ZM21 180L23 181L24 179L22 178ZM79 180H77V178L72 177L68 183L66 181H64L63 183L61 182L63 187L59 186V187L55 188V191H57V193L53 195V199L51 200L52 203L50 202V206H52L51 207L52 220L51 221L50 220L45 221V219H43V220L40 219L39 220L40 222L38 223V225H39L38 231H37L38 233L35 232V235L33 238L34 239V245L36 246V249H34V250L37 253H39L38 256H36L37 259L35 257L33 258V256H35V255H33L32 257L27 256L26 249H28V247L30 245H32V242H33V241H31V243H30V240H31L30 238L20 237L21 239H19V242H17L14 239L15 237H10L13 235H10L9 233H8V235H9L8 236L7 231H6V232H3V235L0 237V264H43L41 260L44 259L43 254L45 255L46 252H48L46 254L50 253V256H52V254H54V253L57 254V255H55V261H52L51 264H82L84 261H85V264L89 263L88 259H90V257L87 256V255H89V253L86 252L87 250L85 251V249L83 247H81V246L78 247V246L79 245L84 246V245H87L88 243H90L91 241H94L95 233L92 232L93 228L90 226V224H88V219H86L87 212L84 211L85 199L83 198L85 196H83L82 194H81L82 195L81 196L80 193L78 194L79 191L76 190V189L80 188V185H78V184L81 183L82 180H80V181ZM9 181H10V183L13 182L10 179H9ZM9 181L7 183H9ZM165 181H166V183H165ZM37 182H39V180ZM189 182H191V183H189ZM42 183H45V182H42ZM23 184L21 186V189H24V190H22L23 194L21 192L23 197H22V199L18 200V202H17L20 204V209L15 206L16 202L13 201L14 204H13V206L11 205V208L7 207L5 209V207H4L0 210V211H2L4 209V211L7 214L6 217L9 216L8 217L9 219L12 217V215H13V217H15V215L18 216V214L21 213L23 216L22 219L24 221L27 220L26 215L24 214V209H25L24 206L26 203V199H27L26 196L28 195V193L26 190V186H24L25 184L24 185ZM64 185H66V186L70 185V187H71L70 192L69 191L66 192L67 187ZM201 186L202 187L205 186V188H206L204 194H202V192H201V189H202ZM240 186H242V189H240ZM70 187H68V188H70ZM253 187H255V188L253 189ZM30 188H31V192L35 191L36 195H40V197L42 196L39 193V190H35L38 188H35L34 186L33 187L31 186ZM32 188H34V190ZM89 188H91L89 190V191H91L89 194L92 195V198L94 200L100 198L106 192V189L102 184L94 185V186L89 187ZM158 188H160V189H158ZM252 189H253V191L254 190L255 191L253 192ZM154 191H156V192L154 193ZM37 193H39V194H37ZM120 194H123L122 191H120ZM120 194L118 193V195L121 197L122 195H120ZM153 196H155V197H153ZM253 196H254V199H252ZM258 196H259V198H258ZM24 197H25V199H24ZM133 197H135V196H133ZM157 197H158V199L162 198V200H158ZM135 200H136V198H135ZM58 201H59V203H58ZM83 201H84V203H82ZM158 201H160V202H158ZM161 201H163V203ZM68 202L72 203V205H71L72 209H71ZM135 203H138V202H135ZM66 205L67 206L69 205L68 207H70V209ZM81 205H82V207H81ZM38 206L40 207L41 205H38ZM135 206H136V204H135ZM39 207H37V208H39ZM43 207H46V206L43 205L41 208H43ZM228 207H230V208H228ZM66 208L68 210H66ZM76 208H78V209H76ZM19 210H22V211H19ZM74 210L76 211L77 214H75ZM97 210H94L95 212H93L92 216L95 217V218L93 217L94 219L100 220L101 218H99V217L101 216L100 215L101 212L97 211ZM132 210L135 211L134 214L132 213L133 212ZM140 211L141 212L146 211L147 213L146 212L141 213ZM185 211H187L186 218L183 222H181L182 221V217H181L182 213ZM62 212H63V214H62ZM120 212H121V215L123 213L122 217L120 215ZM120 212L116 215H115V213L114 214L112 213L113 218H111V219L114 220V219L119 218L118 220H121V221H118V223L116 222V220H114V221L120 227V228L119 227L116 228L117 231L118 232L122 231V233H124L125 229L122 228L121 222L124 221L125 216H127V217H129V216L127 215L128 213L123 212V210H121ZM136 212H137V214H135ZM80 213H83V214L80 215ZM140 213H141V215H139ZM71 214H73V215H71ZM154 214H155V216H154ZM69 216H70V218H68ZM79 216H80V218H79ZM116 216H117V218H115ZM140 216H142V217L144 216L143 219H145L147 223H145V221L143 219H141L142 217L140 218ZM251 216H253V213H251ZM83 219L84 220L86 219V220L84 221ZM140 219L143 221V223ZM10 220H11L10 222L12 223L13 219H10ZM219 220L221 221L220 216H219ZM15 221L18 222L20 220L16 219ZM139 221H140V223H139ZM10 222L8 223L9 226H11ZM51 222H52V224H51L52 226L50 225ZM25 223L27 224V222H25ZM109 223H110V218H109ZM109 223H107L106 228L103 230V242H105V243H108L110 241L109 239H111L113 237V234H111V231L109 230V226H108ZM139 224L143 228H141V227H140L141 229L136 228V226L137 227L140 226ZM231 224L232 223L229 220H228V222H226V225H228V233H229V228H230L231 232L234 231V228L231 229V227H232ZM48 225H50V226H48ZM216 225H218V224H216ZM9 226H6V227H9ZM178 226H180V227L177 228ZM51 227H52V229H51ZM156 228H158V229H156ZM159 228H161V230ZM201 228H202V230H201ZM256 229H257L256 230L257 231V233H256L257 234L256 235L257 242L254 244V248H255V251L258 249V251H256V252H259V254H258L259 258L256 259L254 262L251 259L249 262H247V264H264V256H262V255H264V218H263V216H261V220L256 224ZM16 230H17L16 228L12 227L10 231H12V233H14V232H16ZM42 232H45L44 235H42ZM131 232H133V233H131ZM206 232H207V234H206ZM47 234H48V237H47ZM208 235L212 236V237H209ZM12 238L14 240H12ZM139 240L141 241V243L137 242ZM248 240H250V238H248ZM134 241H135V243H134ZM15 242H17V243H15ZM66 243H69V244H66ZM6 244H9L7 246L8 249H4V247H3ZM137 244H138V246H137ZM227 244H229V243H227ZM67 245H68V247H67ZM31 247H29V248H31ZM74 248H76V249H74ZM77 248L81 249V251L78 250ZM51 249H52V251H51ZM65 249H67L66 251L69 252L70 259L66 260V261H64V259L63 260L58 259L59 258L58 253L62 252L63 250L65 252ZM228 249L230 250L229 247H228ZM232 249H234V248H232ZM212 250H214V251H212ZM49 251H51V252H49ZM119 252L123 253L124 247H120ZM119 252H118L119 256L117 255V256L112 257L113 260L110 259L109 262H111L112 264H114V263L116 264L117 262H120L118 264H123V262H122L123 258L121 257ZM221 252H223V254ZM86 253H87V255H85ZM260 253H261V255H260ZM82 255L85 257H83ZM81 256H82V259H81ZM86 256H87V258H86ZM184 256H185V258H184ZM208 257H209V259H208ZM73 258H75V259H73ZM213 258H217V259L215 260ZM221 258H222V260H221ZM76 259H78V261ZM223 259H224V261H223ZM46 260H49V259L47 258ZM115 260H117V261H115ZM120 260H122V261H120ZM220 260H221V262H220ZM101 261H103L104 263ZM101 261L99 260V262H101L100 264H106L107 258L105 261H104V259H101ZM233 264H240V263L235 262Z\"/></svg>",
    "mask_w": 264,
    "mask_h": 264
}]
</instances>
